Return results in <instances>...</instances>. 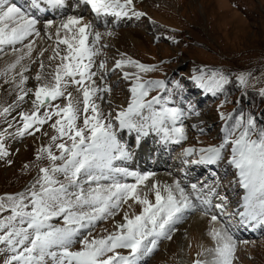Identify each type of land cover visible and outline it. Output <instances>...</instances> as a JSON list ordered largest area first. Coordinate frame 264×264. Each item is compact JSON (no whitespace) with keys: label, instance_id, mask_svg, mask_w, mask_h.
I'll return each instance as SVG.
<instances>
[{"label":"snow or ice","instance_id":"1","mask_svg":"<svg viewBox=\"0 0 264 264\" xmlns=\"http://www.w3.org/2000/svg\"><path fill=\"white\" fill-rule=\"evenodd\" d=\"M81 5L97 18L119 20L129 14L137 18L145 15L135 10L133 0H75L71 5L69 0H27V6L0 0V53L12 56L0 69V77L14 94L11 103L0 105V160L12 164L6 159L11 155L10 140L34 136L49 121L55 133L47 145L37 149L33 181L15 194L0 195V254L4 257L0 264H141L162 239H172L176 225L187 215L198 210L209 215L212 207L226 214V196H218L221 202L213 205L210 198L198 195L201 204L197 205L180 181L149 184L154 173L123 166L134 157L121 137L124 130L136 134L137 145L151 133L160 136L162 142L179 143L186 139L184 128L176 126L184 113L168 107V101L160 96L146 99L149 92L164 90V81H143L138 73L128 72L123 78L133 82L127 106L116 112L101 108L98 101H104V94L112 91L104 83L105 62L96 61L100 55L96 45L102 34L83 16L64 15L69 7L75 11ZM48 12H60L63 18L58 23L45 19L38 27L41 21L37 13ZM42 32L55 43L47 65L43 57L48 49L37 52L35 48L34 38H40ZM26 59L28 63H24ZM57 60L53 66L51 62ZM34 63H38L39 71L32 77L28 73ZM125 65L140 72L155 70V66L131 59L115 63L116 68ZM30 79L36 81L35 88L28 87ZM192 79L212 95L230 82L218 71L206 75L201 70ZM237 79L241 86L248 85L245 74ZM57 100L66 103H52ZM25 104L30 106L25 108ZM229 118L221 114V119ZM43 135L49 134L45 131ZM197 151L199 158L191 163L213 165L226 160L235 169L236 183L244 190L242 203L237 202L243 211L231 215H237L241 225L264 228V123L252 114H240L225 127L218 146L188 148L184 154ZM44 161L47 166H42ZM129 178L134 182H128ZM191 188L197 191L196 184ZM209 195H217L216 190L210 189ZM129 200L140 205L141 211L131 215L124 212V222L115 232L93 237L92 229L98 222L117 215L125 204L132 208ZM53 220H62V225L56 226ZM219 222L216 214L210 215L211 225ZM208 235L215 241V247L207 249L212 259H197L193 264H233L237 240L230 228L213 226ZM77 243L80 248L72 250ZM117 249H125L127 254Z\"/></svg>","mask_w":264,"mask_h":264},{"label":"rangeland","instance_id":"2","mask_svg":"<svg viewBox=\"0 0 264 264\" xmlns=\"http://www.w3.org/2000/svg\"><path fill=\"white\" fill-rule=\"evenodd\" d=\"M74 3L75 0H69L70 5ZM133 4L136 11L145 15L137 18L129 14V17H121L119 20L108 17L105 24L93 25L94 30L102 34L101 40L96 45L100 49L96 61L97 64L100 61L105 62L104 83L112 89L110 94H104V105L100 104V106L105 112H116L127 106L130 99L129 88L133 81L125 80L124 72L138 73L143 81H164L165 89L149 92L146 99L160 96L168 101V107L181 109L184 115L176 126H182L186 135V139L179 143L173 140L172 145H167V148L165 146L162 148L163 144H160V150L167 152L166 156L169 158L164 161L165 163L168 160L174 161L168 166L172 172L174 169L180 172V163L187 165V168L190 166L193 168L195 165L200 167V164L191 163L199 158V152L185 155L186 149L198 150L208 146H218L224 137L225 127L231 126L234 118L240 114H252L259 122L262 121L264 0H133ZM76 11L75 15L83 16L85 22L96 23L95 19L92 21L95 14L88 7L81 5ZM53 20L58 23L60 19ZM121 59H131L144 65L155 66V70L140 72L131 65L116 68V61ZM53 64L55 65V62ZM201 70L206 75H210L212 71L221 72L230 82L222 91L212 95L198 87L192 79L193 76L200 75ZM242 73L248 78L246 87L241 86L237 79ZM177 84L180 87H177ZM10 87L4 84V78L0 77V105L6 106L12 102L14 94L10 93ZM52 103L63 105L66 101L57 100ZM222 113L225 117L232 118L221 119ZM51 122L45 124L34 136L8 141L11 155L6 159H10L12 164L0 160V195L15 194L33 181L37 174V168L33 166L37 149L41 145H47L49 137L55 134L49 127ZM2 127L7 126L2 125ZM45 131L48 132V136L43 135ZM122 133L130 148L133 141L132 133L130 132L129 135H127L128 131ZM158 137L157 134L151 133L147 137L149 144L154 142L153 145L156 146ZM134 152L136 154L131 163L129 161L124 166L136 163L138 150ZM25 165L30 167L26 169ZM140 165L136 166L137 171L155 174L147 182L149 184L159 176L166 175L161 176L163 182L169 179L172 183L180 181L181 186L197 205L201 204V201L196 199L198 195L210 198L213 205L221 202L218 196H226L227 208L232 205L231 208L236 206L238 212L243 211L237 202L242 203L244 190L238 187L235 169L229 166L226 160L213 164V170L210 169L211 178L205 183L199 180L192 182L189 176H185L186 181H183L182 173L179 172L175 173L178 175H167L170 171L168 168L164 169L167 172H160L162 170L153 172L148 170V163ZM42 166H47V161H44ZM199 175L200 173L196 178ZM189 183L196 184L197 191L194 192ZM164 184L166 183L162 185ZM212 188L216 190L217 195H209V190ZM149 198L154 200L151 194ZM128 203L132 204V208L125 204L117 215L98 222L92 229V236L105 237L115 232L116 226L124 222V212L131 215L141 211L140 205L133 204L131 200ZM218 211L220 212L212 207L209 215H204L199 210L187 215L185 220L176 225L172 239H162L157 249L151 255L144 257L141 264H193L197 259L210 261L212 254L207 249L215 247V241L208 235L210 227L215 226L210 224V215L213 213L218 215ZM190 221L195 226L187 233L181 234L182 229ZM52 223L61 226L62 220H53ZM251 232L249 230L245 231L246 235H234L239 247L233 264H264V232L254 233L255 235L250 234ZM179 233L180 236L176 237ZM79 248L80 245L77 243L72 250ZM117 251L127 254L125 249H117ZM200 253H203L204 257L198 255ZM3 258L0 254V260Z\"/></svg>","mask_w":264,"mask_h":264},{"label":"bare ground","instance_id":"3","mask_svg":"<svg viewBox=\"0 0 264 264\" xmlns=\"http://www.w3.org/2000/svg\"><path fill=\"white\" fill-rule=\"evenodd\" d=\"M15 2L16 3H18V4H20V5H24V6H27V0H15ZM70 9H68L67 10V12H65L64 13V15H68V14H73V15H75L76 13H77V11H76V9H75V11H73V9L71 8V7H69ZM37 15H38V17H39V19H40V21H41V25H38V27H42V24H43V22L45 21V19H61V18H63V15L60 13V12H48V13H37ZM62 15V16H61ZM108 17H106V18H97L96 16H94V17H92V21L94 20V21H96V23H94L93 24V22H92V24L93 25H97V26H99L100 24H105V22L108 20L107 19ZM90 23H91V21H90ZM55 29L53 28V31H54ZM95 31V30H94ZM35 40H36V43H35V48L37 49V52L38 51H40V50H43V49H48V51H46L45 53H44V57H43V59H44V62H45V64L47 65L48 63H49V61H48V56H50V55H52V47H55V43H54V40L53 41H49L45 36H44V34H43V32L41 33V37L40 38H34ZM90 39V38H89ZM39 46H41V47H39ZM51 46V47H50ZM39 47V48H38ZM64 46H61V48H63ZM9 51V53H10V50H8ZM37 52H34L33 53V56L34 57H36L37 56ZM12 59V56H11V54H9L8 56H5L3 53H0V69H2V68H4L5 67V64H6V62L7 61H10ZM53 62H55V64L56 63H58L59 61L57 60V61H52L51 63L53 64ZM24 63H28V61H27V59L24 61ZM34 64H37L36 66L35 65H31V72L30 73H28V75H30V76H32V77H34L35 76V74L36 73H34V72H37V70H38V67H39V65H38V63H34ZM53 66H54V64H53ZM35 86H36V81L34 80V79H30L29 80V82H28V87H32V88H35ZM69 90H72V89H69ZM104 101H105V99H104ZM104 101H98V103H100L101 105L104 103ZM104 105V104H103ZM30 105L29 104H25L24 105V107L25 108H28ZM125 132L127 131V130H124ZM132 133V139H133V141H132V143H131V146H130V149L134 152V150L136 151V150H138V153H137V158H138V160H136V163L134 164V165H126V167H128V168H130V169H132V170H137L136 169V166L137 165H140L141 163H145V164H149V171H155V170H158V171H160V170H162V171H160V172H164L165 170L164 169H166V168H168V166L169 165H172L173 164V162H171V161H166V163H165V159L166 158H168L167 156H166V153L167 152H164V151H161L160 150V148H159V146H160V144L162 143L163 144V146H162V148H164V146H165V148H167L166 146L167 145H172V141H168V142H162V140H161V137L159 136L158 138H159V140H157L156 139V146H154L153 144H154V142H152V143H150L149 144V142H148V136L147 137H143V138H141V141H140V143L137 145L136 144V141H135V137H136V134L134 133V132H131ZM123 133H121V137H122V139H123V141L125 142V138H123V136L124 135H122ZM130 134V132H128V134L127 135H129ZM147 138V139H146ZM146 140V141H145ZM150 141V140H149ZM159 141V142H158ZM160 150V151H159ZM159 151V152H158ZM168 151V150H167ZM159 153V154H158ZM134 154H136V152H134ZM180 157V156H179ZM178 157V158H179ZM173 158H176V157H173ZM173 158H171V159H173ZM169 159V158H168ZM181 159V158H180ZM140 161V162H139ZM140 164H139V163ZM185 162V161H184ZM130 163H131V161H130ZM193 164V163H192ZM195 164V163H194ZM180 165H181V170H180V172L178 171V170H176V169H174V171L172 172L171 170H170V168H168L170 171L167 173V175H174L175 173H177V172H179V173H182L181 174V177H182V180L183 181H186V179H185V176H189L188 178L189 179H191V181L193 182V180H196V181H202V180H205L204 181V183L207 181V180H209L210 178H211V173H210V171H209V169L211 168V165H208V164H200V167L199 166H197V165H195L193 168H192V166H190V168H187L186 166L187 165H184V163L182 164V163H180ZM124 166V165H123ZM141 166V165H140ZM214 166V165H213ZM186 167V168H185ZM189 167V166H188ZM174 168H176V167H174ZM200 168V169H199ZM199 171V172H198ZM155 172H157V171H155ZM165 172H167V171H165ZM198 173H200V175H199V177L198 178H196V176L198 175ZM158 175V174H157ZM165 175V174H164ZM175 175H178V174H175ZM162 176V175H161ZM161 176H159V178H156V180H154V182H157V183H159L160 185H162L163 183H166V184H171L172 182V180L171 179H169V180H166V182H163V179H161ZM166 176V175H165ZM165 176H162V177H165ZM177 177V176H176ZM196 178V179H195ZM165 179V178H164ZM129 180H132L131 178H129ZM190 181V182H191ZM129 182V181H128ZM132 182H133V180H132ZM152 183H153V181H152ZM190 184V183H189ZM165 185V184H164ZM191 185V184H190ZM236 203V202H235ZM233 205H234V202H233ZM230 207H232V205L230 206ZM216 209V208H215ZM232 209V211H231V213L230 214H232L233 212L235 213V211H237L238 212V208L236 207V206H234L233 208H231ZM216 210H218V209H216ZM233 210H235V211H233ZM219 212V211H218ZM215 213H217V212H215ZM214 214V213H213ZM218 217H219V223H216L215 224V226L214 227H217V228H220L222 225L223 226H226V227H232L230 230H231V232L233 233V235H239V234H241V233H244V231H249L250 229L253 231V233H263L264 232V228H256L255 230L252 228V227H250V226H247V225H238V224H235V222H237V220L236 221H234V219L233 218H236L234 215H229V216H227V215H225V214H221L220 212L218 213V215H217ZM194 220V219H193ZM192 220V221H193ZM197 225V224H196ZM193 226H195V225H193V223L190 221V223H187V225L185 226V228L184 229H182V231H181V234H182V232L183 233H187L188 231H190L191 230V228L193 227ZM241 226H243V227H241ZM241 229V230H240ZM240 230V232L238 233V231ZM238 233V234H237ZM242 235H244V234H242ZM246 235V234H245ZM180 236V233L176 236V237H179ZM207 243H209V242H207ZM206 243V244H207ZM205 244V245H206ZM237 247H239V246H237ZM205 250V249H204ZM203 250V251H204ZM202 251V252H203ZM206 251V250H205ZM206 253V252H205ZM209 255V254H208ZM208 255H207V257H208ZM203 257H204V255H203ZM203 259V258H202ZM212 258H210V260H211ZM207 260V259H206Z\"/></svg>","mask_w":264,"mask_h":264},{"label":"trees","instance_id":"4","mask_svg":"<svg viewBox=\"0 0 264 264\" xmlns=\"http://www.w3.org/2000/svg\"><path fill=\"white\" fill-rule=\"evenodd\" d=\"M248 98H246V101H247ZM260 119V118H259ZM261 123H264V114H263V117H262V121Z\"/></svg>","mask_w":264,"mask_h":264}]
</instances>
